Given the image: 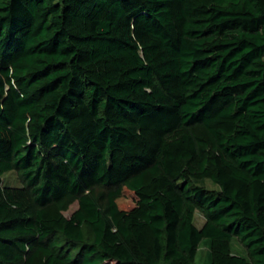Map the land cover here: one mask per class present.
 Wrapping results in <instances>:
<instances>
[{
  "label": "trees",
  "instance_id": "trees-1",
  "mask_svg": "<svg viewBox=\"0 0 264 264\" xmlns=\"http://www.w3.org/2000/svg\"><path fill=\"white\" fill-rule=\"evenodd\" d=\"M201 241L264 264V0H0V264H197Z\"/></svg>",
  "mask_w": 264,
  "mask_h": 264
},
{
  "label": "rangeland",
  "instance_id": "rangeland-1",
  "mask_svg": "<svg viewBox=\"0 0 264 264\" xmlns=\"http://www.w3.org/2000/svg\"><path fill=\"white\" fill-rule=\"evenodd\" d=\"M3 184H6L8 186H21L20 184V178L17 175L16 172L12 171L10 173H7L3 176L2 178ZM199 186L202 188L206 189L207 191H212V190H217V187L214 184H211L209 181H200L198 183ZM132 204H129V207ZM76 209V204L72 205L68 211L64 212V215L69 217V215ZM203 224V217L202 215L196 211L194 218H193V225L196 228H200L201 225ZM85 232L87 236H89V232L87 229H85ZM231 250L232 253L238 256H245L244 249L235 241L232 240L231 242ZM196 257H195V262L197 264H209L208 262V245L205 241H201L200 244L198 245Z\"/></svg>",
  "mask_w": 264,
  "mask_h": 264
}]
</instances>
